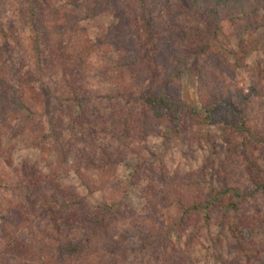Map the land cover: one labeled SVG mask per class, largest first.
Segmentation results:
<instances>
[{
    "label": "rangeland",
    "instance_id": "rangeland-1",
    "mask_svg": "<svg viewBox=\"0 0 264 264\" xmlns=\"http://www.w3.org/2000/svg\"><path fill=\"white\" fill-rule=\"evenodd\" d=\"M80 1L83 11L93 0ZM113 1L117 2V9ZM216 1L101 0V13L97 17L84 16L77 24L70 49L75 58L82 50L86 61L85 77L91 96V126H86L87 130L72 123V117L77 118L84 112L70 102L71 92L64 77L50 78L43 73L42 82L35 83L45 100L39 119L50 135L53 133L49 125L50 109L59 101L50 98L49 92L59 97L65 108L70 106L62 114L66 121L60 129L61 138L70 144L67 145L70 156L66 165L58 169V182L95 207L110 198L124 202L125 216L115 221L114 228L117 238L131 235L124 245L130 264H175V261L179 264L180 259L172 254L174 250L163 246L165 239L161 233L173 241L177 254L185 256V264H264V193L256 190L249 163L254 158L264 169V148L245 147L249 140L235 130L237 117L229 106L230 101L243 106L249 124L264 136V27L252 37L246 36L250 48L244 53L238 30L229 19L236 11V4L233 7L225 3L217 5ZM240 3L249 11L260 7L264 14V0ZM0 8L4 15L2 25H6L3 27L7 31L12 26L21 43L5 55L6 70L16 72L23 66L21 58L25 64L23 70L31 69L40 77V55L32 36V23L24 15L30 6L22 0H0ZM5 40L0 24V44ZM138 52L142 55L138 63L144 66L134 69L133 65H124L133 61ZM239 57L244 58L245 65L234 70ZM119 60L123 67H117ZM177 72H182V77L169 88L174 96L191 104L203 118L208 116L205 106L211 96L220 103L215 108L216 114L199 127V132H195L194 124L187 118L141 127L139 123L138 131L142 134L130 133L128 112L117 113L113 108L114 104L124 105L123 109L128 106L118 96L125 90L121 86L135 93L144 92L171 79ZM91 107L100 108L101 112L93 117ZM65 108L58 107L56 113L60 115ZM17 128L19 125L15 124L0 151L11 152L20 168L34 165L45 179L53 178L58 167L54 135L46 140L42 133L28 130L19 136ZM95 128L103 131L97 134ZM41 145L50 150L43 151ZM101 147L115 154L120 151L125 158L111 181L100 180L99 171L94 167L87 170V177L95 185L92 191L79 177L77 169L85 171L93 165L91 160ZM11 171L0 155L3 214L16 202L12 201L11 189L7 192L4 184L6 173ZM193 175L192 179L201 184L195 191L199 195L197 200L203 203H198L200 207L192 219L183 222V210L177 201L174 203L173 199L170 204L163 199L166 192L162 184L167 186L168 179L178 176L190 180ZM235 192L242 196L237 199ZM151 198L158 201L159 212L150 204ZM36 220L43 229L53 230L47 218L38 216ZM143 233L149 246L144 252H131L128 245L129 248L142 245ZM22 238L34 243L31 259L8 255V263L41 264L37 261L38 240L31 238L29 232Z\"/></svg>",
    "mask_w": 264,
    "mask_h": 264
},
{
    "label": "trees",
    "instance_id": "trees-1",
    "mask_svg": "<svg viewBox=\"0 0 264 264\" xmlns=\"http://www.w3.org/2000/svg\"><path fill=\"white\" fill-rule=\"evenodd\" d=\"M22 1L30 6L27 12L26 10L24 11V15L25 19L32 23V36L41 62V67L38 70L41 72L38 75L40 77H36V74L31 69L24 71L25 64L21 58L19 61L23 66L16 72L11 73L6 70L7 61L5 55L10 54L17 47L19 48L20 46L18 45H21V43L12 26L8 25L10 27L7 31L3 27L6 25H2L4 15H2L0 8L1 31L6 39L4 43L0 44V146H3L5 139L10 136L11 131H14L15 124L19 125L16 132L19 136L25 135L28 130L33 131V133H42L46 140L54 135L56 139L54 149H56L58 154V167L54 170L53 178L45 179L40 175L38 167L34 165L27 167V164L25 167L20 168L15 164L11 152L7 149L0 151V155L5 158L7 166L12 170L11 173H6L5 188L7 192H10L9 190L11 189L12 201H16L13 206L11 205L9 209L5 210L6 213L4 214L2 213V207H0V264H10L8 263L10 260L8 255L15 259H31L30 254L35 249L34 243L22 238L28 232L31 233V238L38 240L36 248L40 251L37 254L39 260L35 254L34 256L41 264H130L129 253L124 245L128 243L126 240L131 235L125 236L126 240L124 235L117 238L114 228L115 221L120 216H125L124 211H122L125 205L124 202L118 203L110 198L103 205L95 207L76 191L70 190L58 182V174L60 173L58 169L66 165L65 163L70 156L67 149V145L70 144L61 138V130L66 121L62 114L70 106L65 108L63 102L58 99L59 97L57 98L49 92L50 98L59 101L58 104L53 105L50 109L52 110L49 113L51 116L49 123L50 132H52L51 129L53 130L50 135V133L45 131V127H43L39 119L45 100L43 92L38 90L35 84L42 82L43 73L50 78L64 77L67 80V88L71 92L72 98H69L70 102L79 106L80 110L84 112L77 118L72 117V123L76 122L84 130H87L86 126H91L89 125L91 124L89 114L91 96L85 77L86 61L81 54L82 50L77 53L79 55L75 58V54L71 52L70 44L78 30L77 24L79 21L84 16L86 18L97 17L101 13L102 2L101 0H93L91 5H87L81 11L83 3L81 4L80 0ZM241 1L243 0H217L216 3L217 5L225 3L228 6L236 4V11L232 16L229 15V19L233 21V25L238 30L237 34L243 52L247 53L250 45L246 36L252 37L264 27V14H261L262 9L260 7L253 11L242 8ZM116 3V1H113L112 5L117 9ZM229 33H231V29ZM256 43L258 42L256 41ZM141 56V52H138L133 61H129L124 65H133L134 69L144 66V64L138 63ZM244 65V58L239 57L233 68L237 70L244 67ZM120 66L123 67L119 60L117 67L120 68ZM138 73L139 75L141 74L140 71ZM181 77L182 72H177L175 75H171V79L165 80L150 88V90L139 93L125 88L126 86H121V89L125 90L121 91L118 96L123 98L128 106L123 109L124 105L114 104L113 108H115L117 113L128 112V116L131 117L129 118L131 120H128L130 133L140 136L142 131H138V128L141 126L163 124L167 120L177 119L180 121L187 118L194 124L195 132H199V127L216 114L215 108L220 106V103L211 96L208 98L209 104L205 106V110L208 113L207 118H203L201 113L193 108L191 104L174 96L169 89L170 85L181 79ZM229 103L237 117L235 130L244 133L249 140L245 142V147L250 150L264 148V146H261V144H264V136L259 134L249 124L245 116L244 107L238 106L231 101ZM58 107L65 108L61 110L60 115L56 113ZM91 108L93 117L101 112L100 108ZM124 117L126 118L127 115ZM139 123L142 124L138 127ZM179 128H181V125L178 126ZM95 130L97 131L96 128ZM125 130L128 131L127 129ZM102 131H97V134ZM40 147H42L43 151L50 150L47 146L41 145ZM100 149L101 151L91 160L93 165L87 166L85 171L81 168L77 169L79 177L87 188L92 191L95 185L87 177L86 171L94 167V169L99 171L100 180L111 181L112 179L110 178L115 176L118 165L125 158L120 151L115 154L107 147H101ZM249 163L256 190L264 193V169L254 158H250ZM194 177V175L191 176L190 180L183 179L180 176L172 177L170 181L169 179L167 180V186L162 184L166 192L162 196L163 199L170 204L173 203V199L174 203L177 201L178 207L183 210V222L193 217L192 215L200 207L198 205L199 202L203 203L202 200L199 202L197 200L199 195L197 196L195 191L197 187L200 189L201 184L195 182L192 179ZM241 196L239 192L234 194L237 199ZM150 204L155 209V212H159L158 201L155 198L150 199ZM235 207H237L236 204ZM22 208H25V211H22ZM38 216L47 218L50 225L52 224L53 230L43 229L41 223L36 220ZM161 235L165 239L163 246L166 245L167 248L174 250L172 254L177 259H180L179 264H185L187 259L185 256H180L175 252L176 248L173 241L166 238L164 233H161ZM140 238L143 241L142 245L135 244L137 246L132 245L131 248L128 245V249L131 252H144V248L149 246L150 242H147L146 234H141ZM175 264H177L176 261Z\"/></svg>",
    "mask_w": 264,
    "mask_h": 264
}]
</instances>
